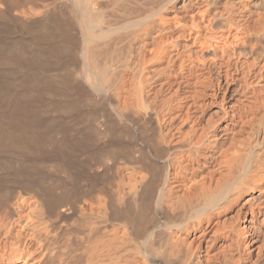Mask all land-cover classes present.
Segmentation results:
<instances>
[{
  "label": "bare ground",
  "instance_id": "1",
  "mask_svg": "<svg viewBox=\"0 0 264 264\" xmlns=\"http://www.w3.org/2000/svg\"><path fill=\"white\" fill-rule=\"evenodd\" d=\"M0 264H264V0H0Z\"/></svg>",
  "mask_w": 264,
  "mask_h": 264
},
{
  "label": "rangeland",
  "instance_id": "2",
  "mask_svg": "<svg viewBox=\"0 0 264 264\" xmlns=\"http://www.w3.org/2000/svg\"><path fill=\"white\" fill-rule=\"evenodd\" d=\"M51 113H53V112H51V111L47 112V113H46L47 115L45 114V117H46V116H47L46 118H49V117H51V115H53V114H54V113H53V114H51Z\"/></svg>",
  "mask_w": 264,
  "mask_h": 264
}]
</instances>
